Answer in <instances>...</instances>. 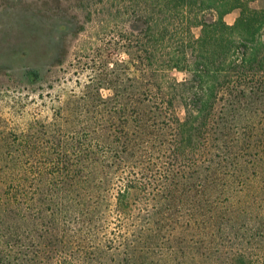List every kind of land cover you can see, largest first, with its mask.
Returning a JSON list of instances; mask_svg holds the SVG:
<instances>
[{
    "label": "trees",
    "instance_id": "obj_1",
    "mask_svg": "<svg viewBox=\"0 0 264 264\" xmlns=\"http://www.w3.org/2000/svg\"><path fill=\"white\" fill-rule=\"evenodd\" d=\"M251 1L173 0L172 27L147 28L160 54L136 56L141 75L128 59L104 67L111 95L94 79L16 133L20 149L0 133V264H264V4ZM171 69L190 78L163 80Z\"/></svg>",
    "mask_w": 264,
    "mask_h": 264
},
{
    "label": "rangeland",
    "instance_id": "obj_2",
    "mask_svg": "<svg viewBox=\"0 0 264 264\" xmlns=\"http://www.w3.org/2000/svg\"><path fill=\"white\" fill-rule=\"evenodd\" d=\"M173 4V0H0V133L8 135L10 147L21 148L16 133L26 131L30 123L41 126L53 121L54 115L58 119V107L87 89L89 82L95 83L94 79L107 81H102L105 87L100 93L111 95L106 87L113 80L106 78L104 67L128 59L130 71L141 75L138 57L146 52L160 54L147 28L169 24L170 29L177 21ZM263 4L264 0L250 2L253 7ZM237 14V9L232 10L224 19L232 24ZM192 31L197 35L199 27ZM163 74V80L190 78L183 70ZM124 82L121 87L132 80L125 75ZM180 91H184L181 86ZM183 101L184 97H178L175 103L180 118L184 117ZM44 139L39 145H46Z\"/></svg>",
    "mask_w": 264,
    "mask_h": 264
}]
</instances>
